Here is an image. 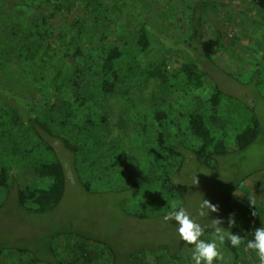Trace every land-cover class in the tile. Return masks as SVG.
I'll use <instances>...</instances> for the list:
<instances>
[{"label":"rangeland","instance_id":"374dc122","mask_svg":"<svg viewBox=\"0 0 264 264\" xmlns=\"http://www.w3.org/2000/svg\"><path fill=\"white\" fill-rule=\"evenodd\" d=\"M37 1L28 0L31 4ZM197 1L62 0L61 3L73 6L70 12L72 19L81 16L88 18L85 35L80 36L85 39L82 40L85 48H90L102 38L108 43L128 41L130 51L125 57L137 55L145 58L146 63L157 59L168 62L169 72L166 73L172 76L171 81L163 85L150 83L145 93L147 102L152 96L159 101L160 97H173L170 107L167 106L170 115L180 105L184 111L188 109L208 116L207 99L213 85H218L225 96L219 110L224 125L221 128L220 124L213 123L212 128L217 135L224 137L228 152L218 157L215 167L206 166L200 157L189 150L184 151V160H177L175 168L169 169L162 163L164 173L171 174L173 171V179L183 197L170 198L160 204L144 198L138 200L134 204L135 209L146 213V218L123 212L120 201L124 194L116 191L118 187L113 182L116 177H98L99 174L94 171L98 159L94 158L91 150L77 152L78 155L84 153L87 158L81 160L83 155H80L73 160L76 178L72 177L74 171L70 172L72 178L67 180L63 199L51 209L39 212L24 208L18 204L16 188H0V264H111L114 255L117 258L115 264H195L192 260L194 247L178 248L181 238L177 222L165 221L164 217L183 207L201 225L210 224L211 219L219 217L224 220L222 227L231 231L228 206L239 215L236 234L244 238L239 247L244 255V264H259L257 254L252 250L244 251V248L248 240L254 239V230L264 227V8L257 6L253 0L205 1L209 5L202 13V39H213L221 44L212 58L205 62L191 54V59L208 76L204 88L193 93V102L190 97L186 99L184 96L182 77L174 75L176 65L171 57L176 54L167 48L155 54L157 48L154 45L140 52L132 30H137L139 22L145 20L150 25V34L156 36V30L164 38L182 40L190 32V18ZM31 9L26 5L17 9L23 25L31 22ZM187 49L191 52L190 48ZM182 54L185 56L183 51ZM181 56H178L179 60ZM72 68V63L65 66L66 70ZM14 75L19 83L15 92L19 99L31 101L33 96L37 97L27 72L19 68ZM98 94L97 122L86 142L89 147L102 153L98 154L103 158V163H109L111 157L122 152H125L122 157L133 164L137 162L129 160L128 154L138 159L152 160L154 153L159 152L164 159L165 155L157 144L148 146L141 140H134L130 144L129 137L122 131L123 126L119 127L120 118L130 120L126 107L117 97L108 101ZM134 95L140 98V91L134 92ZM144 114L152 118L151 108ZM103 116L107 120L104 124L101 122ZM253 117L259 120L261 127L257 139L245 150L234 149L236 134L251 123ZM185 119H182V123ZM151 123L150 129L156 136L157 127ZM98 137H102L106 143L100 146ZM53 141L58 145L56 140ZM56 148L65 166L72 169L68 153L60 145ZM29 167L21 170L24 168L21 166L15 170L17 181L27 185L36 180L42 185V180H38ZM78 176L91 181V191L82 186ZM170 194L171 189L163 185L162 195L167 197ZM203 199L219 205L220 211L200 217L198 209ZM250 199L255 200V206L251 205ZM173 204L180 207L176 210ZM253 211L257 213L256 216L252 215ZM206 237L212 241L213 232ZM217 244L224 259L214 261V264H231L233 255L223 244L218 241ZM172 255L178 259L171 258Z\"/></svg>","mask_w":264,"mask_h":264},{"label":"trees","instance_id":"16d2710c","mask_svg":"<svg viewBox=\"0 0 264 264\" xmlns=\"http://www.w3.org/2000/svg\"><path fill=\"white\" fill-rule=\"evenodd\" d=\"M61 1L38 0L31 4L28 0H0V188H16L18 204L24 208L39 212L51 209L63 199L68 178H76L73 160L82 155L81 160L87 158L84 153L78 155L77 152L91 150L94 158L98 159L99 167L94 168L98 177H116L113 181L118 187L116 191L124 194L120 201L123 212L146 218V213L135 209L134 204L138 200L144 198L160 204L170 198L183 197L173 179V171L171 174L164 173L162 163L169 169L175 168L177 160L183 161L184 151L189 150L200 157L206 166L215 167L218 157L228 152L224 137L217 135L212 128L213 123L220 124L221 128L224 125L219 116L224 93L218 85H213L207 99L208 116L188 109L184 111L180 105L170 115L168 107L173 97H160L159 101L152 96L147 102L145 93L150 83L163 85L171 81L172 76L166 73L169 72L168 62L157 59L146 63L145 58L137 55L125 57L130 51L128 41L108 43L102 38L90 48H85L82 43L85 39L80 36L85 35L88 18L81 16L72 19L70 12L73 6L63 5ZM205 1L194 3L190 32L182 40L164 38L155 29L156 36L150 34V25L145 20L139 22L137 30L132 28L140 52L154 45L157 48L155 54L166 48L176 54L171 57L176 65L174 75L182 77L184 96L186 99L190 97L191 101L195 90L204 88L208 77L191 56L195 55L199 61L205 62L212 58L221 44L213 39H202V13L209 5ZM253 1L264 8V0ZM23 5L32 8L31 22L27 25L20 22L17 11ZM178 56L182 59L179 60ZM68 63H72L73 68L66 70ZM19 68L27 72L32 80L37 97L33 96L31 101L19 99L15 93L19 83L14 74ZM136 91H140V98L134 95ZM98 93L108 101L117 97L126 107L130 120L120 118L119 127L123 126L122 131L129 137L130 144L134 140H141L148 146L157 144L165 155L164 159L159 152L154 153L152 160L138 159L128 154L129 160L137 162L133 164L122 157L125 153L122 152L111 157L109 163H103V158L98 154L101 152L89 147L86 142L97 122ZM148 108L152 113L150 119L144 114ZM184 117L186 119L182 123ZM101 122H107L105 116ZM150 123L157 127L156 136L150 129ZM259 124V120L253 117L251 123L236 134L234 149L242 151L253 144L261 129ZM52 139L68 153L72 169L59 158L58 145L55 141L51 142ZM97 140L100 146L106 143L102 137ZM21 166H24L21 170L30 166L31 173L42 180V185L36 180L27 185L19 183L15 170ZM72 171L74 174L71 177ZM78 177L82 186L91 191V181ZM163 185L171 189L167 197L162 195ZM179 207L178 204L174 209ZM228 210L230 214L233 213L230 206ZM234 214L236 226L231 228V232L236 234L239 215ZM210 232L213 230L206 228L201 239L211 241L206 237ZM85 237L90 240V237ZM223 245L233 255L231 264H244L240 248L232 247L227 240ZM177 246L194 247L182 239ZM175 257L178 259L175 255L171 258ZM113 260L111 264L117 260L115 255Z\"/></svg>","mask_w":264,"mask_h":264},{"label":"clouds","instance_id":"9594fccd","mask_svg":"<svg viewBox=\"0 0 264 264\" xmlns=\"http://www.w3.org/2000/svg\"><path fill=\"white\" fill-rule=\"evenodd\" d=\"M196 184H199V180L196 177ZM251 205L255 206V200L250 199ZM176 205L173 204V208ZM220 211L219 205L213 204L208 199H203L199 204L198 215L200 217H207L210 213H218ZM253 216H256L255 211L252 212ZM165 221L174 220L178 225V233L180 238L189 245H194V251L192 254V260L195 264H214V261L224 259L222 252L218 248L219 244H223L225 240L230 242L232 247L239 248L244 242V238L239 234H233L231 231H226L222 224L224 220L222 218H213L211 223L207 225H201L194 220L191 215L181 207L178 211H172L164 217ZM229 228L236 226L235 214H229L228 217ZM210 228L213 230V240L206 241L201 239L204 235L205 229ZM252 250L257 254L259 264H264V227H259L254 230V239L247 241L244 251Z\"/></svg>","mask_w":264,"mask_h":264}]
</instances>
